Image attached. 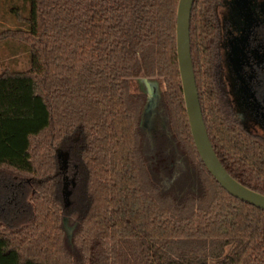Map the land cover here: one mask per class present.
<instances>
[{
	"label": "trees",
	"instance_id": "obj_1",
	"mask_svg": "<svg viewBox=\"0 0 264 264\" xmlns=\"http://www.w3.org/2000/svg\"><path fill=\"white\" fill-rule=\"evenodd\" d=\"M24 1L26 15L16 16L25 30L0 33L30 52L27 71L0 73V264H264V212L227 194L192 141L178 0ZM210 22V0H194L191 60L208 138L227 173L264 195V144L236 128L217 135L199 85L197 44ZM160 77L169 116L155 102L147 133L141 81ZM142 134L170 142L164 163L153 145L144 157ZM177 152L192 176L188 189L172 191ZM65 159L80 170L70 206Z\"/></svg>",
	"mask_w": 264,
	"mask_h": 264
},
{
	"label": "flooded vegetation",
	"instance_id": "obj_2",
	"mask_svg": "<svg viewBox=\"0 0 264 264\" xmlns=\"http://www.w3.org/2000/svg\"><path fill=\"white\" fill-rule=\"evenodd\" d=\"M210 21L207 34L200 30L206 37L199 35L196 64L215 131L240 129L264 144V0H210ZM145 120L148 133L151 117Z\"/></svg>",
	"mask_w": 264,
	"mask_h": 264
},
{
	"label": "water",
	"instance_id": "obj_3",
	"mask_svg": "<svg viewBox=\"0 0 264 264\" xmlns=\"http://www.w3.org/2000/svg\"><path fill=\"white\" fill-rule=\"evenodd\" d=\"M193 3L194 0H178L175 19V47L184 109L194 147L207 172L227 194L264 212V195L241 185L227 173L208 138L191 60L190 16ZM143 84L148 91V100L144 108L145 122H148L156 105L155 93L152 90L154 86L149 81L143 80ZM57 156L59 159L61 158L58 151ZM62 194L64 205L68 206L69 192L66 183L63 186ZM64 227L70 235L73 228H68L66 219Z\"/></svg>",
	"mask_w": 264,
	"mask_h": 264
},
{
	"label": "rangeland",
	"instance_id": "obj_4",
	"mask_svg": "<svg viewBox=\"0 0 264 264\" xmlns=\"http://www.w3.org/2000/svg\"><path fill=\"white\" fill-rule=\"evenodd\" d=\"M25 1L24 0H0V33L6 29H16L21 28L22 30H25V27L18 26V17L16 14H20L21 16L26 15V7H25ZM0 51L2 57H6L3 59V61L0 63V73L1 71L7 69V70H13L18 72H24L27 71L30 68V52L28 45H26L23 42L13 40V39H6V40H0ZM158 77V76H157ZM162 77L156 80H151V84L154 86L152 89L155 93V102L157 103V106L159 109V112L161 113V118L164 122H166L168 113V107L165 104L164 99V92H165V85L162 82ZM141 91L145 92L146 87L143 84V80L141 81ZM163 134V133H162ZM148 140L143 134L141 135V142H140V149L141 153L144 155L146 159L149 158V151L152 150V145L156 147L159 150L160 156L163 157L162 161L163 163L168 159V151L170 150V142L165 139L164 136H153L149 134ZM171 138V137H169ZM177 155L179 158V161L181 163V167L178 171V176L176 179V182L173 183L172 187L170 188L172 191L181 188V189H188L189 183H190V176H192V170L188 166V163L182 158V155L177 152ZM63 166L64 171H68V166L72 168L73 171H70L67 175L66 173H63L62 175V189L61 193L63 191V186L66 183L67 191L69 192L68 196V206L71 205L72 202H76V198H71L72 192L75 191V187L73 184V189H71V184L74 182V180L77 178L78 174L80 173L79 168L77 167V164L75 162H70V160L65 159ZM68 160V161H67ZM70 162V163H69ZM71 175L73 176L71 178ZM77 194V192H76ZM63 198V194H61ZM63 200V199H62ZM65 204V203H64ZM68 228H73L72 225H68Z\"/></svg>",
	"mask_w": 264,
	"mask_h": 264
},
{
	"label": "crops",
	"instance_id": "obj_5",
	"mask_svg": "<svg viewBox=\"0 0 264 264\" xmlns=\"http://www.w3.org/2000/svg\"><path fill=\"white\" fill-rule=\"evenodd\" d=\"M1 54H2V53H1V51H0V63L3 61L4 58H6V57L3 58ZM1 72H2V71H1Z\"/></svg>",
	"mask_w": 264,
	"mask_h": 264
}]
</instances>
